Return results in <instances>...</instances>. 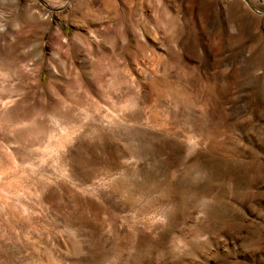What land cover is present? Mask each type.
<instances>
[{"label": "rangeland", "instance_id": "1", "mask_svg": "<svg viewBox=\"0 0 264 264\" xmlns=\"http://www.w3.org/2000/svg\"><path fill=\"white\" fill-rule=\"evenodd\" d=\"M0 264H264V0H0Z\"/></svg>", "mask_w": 264, "mask_h": 264}, {"label": "water", "instance_id": "2", "mask_svg": "<svg viewBox=\"0 0 264 264\" xmlns=\"http://www.w3.org/2000/svg\"><path fill=\"white\" fill-rule=\"evenodd\" d=\"M253 8V6H251ZM254 9V8H253Z\"/></svg>", "mask_w": 264, "mask_h": 264}]
</instances>
